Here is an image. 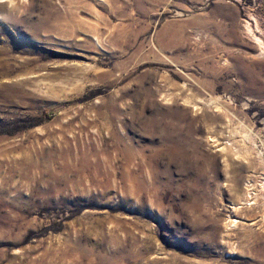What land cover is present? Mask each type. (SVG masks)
I'll return each mask as SVG.
<instances>
[{
  "label": "rangeland",
  "instance_id": "1",
  "mask_svg": "<svg viewBox=\"0 0 264 264\" xmlns=\"http://www.w3.org/2000/svg\"><path fill=\"white\" fill-rule=\"evenodd\" d=\"M0 264H264V0H0Z\"/></svg>",
  "mask_w": 264,
  "mask_h": 264
}]
</instances>
